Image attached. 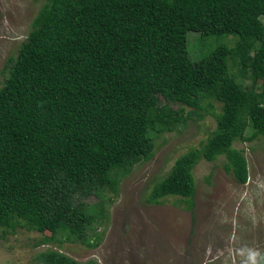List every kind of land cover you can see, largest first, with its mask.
I'll use <instances>...</instances> for the list:
<instances>
[{"label":"trees","instance_id":"16d2710c","mask_svg":"<svg viewBox=\"0 0 264 264\" xmlns=\"http://www.w3.org/2000/svg\"><path fill=\"white\" fill-rule=\"evenodd\" d=\"M263 19L264 0H45L0 88V235L26 228L49 233L40 244H88L104 215L87 200L149 161L155 137L209 113L214 131L146 201L178 197L193 213L201 159L223 156L225 172L246 184L247 160L233 144L264 137ZM189 32L238 40L192 60ZM37 260L97 264L52 249Z\"/></svg>","mask_w":264,"mask_h":264},{"label":"rangeland","instance_id":"374dc122","mask_svg":"<svg viewBox=\"0 0 264 264\" xmlns=\"http://www.w3.org/2000/svg\"><path fill=\"white\" fill-rule=\"evenodd\" d=\"M44 3L45 0H0V88L7 77L8 59L16 57ZM237 40L234 35L189 32L186 49L192 60H199L217 47H233ZM229 63L237 74L238 69L232 61ZM242 82L251 84L249 78ZM260 84L257 82V86ZM211 103L218 113L220 104ZM215 127V118L209 113L200 120H190L182 130L155 137L149 161L137 163L127 175L119 174L115 190L107 188L101 198L92 196L87 200L99 206L104 215L88 232V244L64 237H60V245L40 244L49 233L17 228L4 237L0 235V264H40L37 256L47 249L78 262L93 259L97 264H259L264 249V137L233 144L244 151L247 160L248 180L244 185L225 172L223 156L212 162L198 161L192 171L193 213L178 197H166L160 204L146 201L176 159L200 149ZM89 244L96 246L88 247Z\"/></svg>","mask_w":264,"mask_h":264}]
</instances>
